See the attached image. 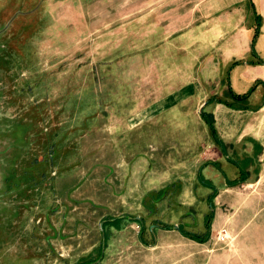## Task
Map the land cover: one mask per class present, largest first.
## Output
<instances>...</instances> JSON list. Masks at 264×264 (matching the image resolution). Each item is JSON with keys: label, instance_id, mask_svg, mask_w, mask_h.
Returning <instances> with one entry per match:
<instances>
[{"label": "rangeland", "instance_id": "1", "mask_svg": "<svg viewBox=\"0 0 264 264\" xmlns=\"http://www.w3.org/2000/svg\"><path fill=\"white\" fill-rule=\"evenodd\" d=\"M198 2L0 0V213H13L7 226L0 218V264L24 249L17 227L45 224L46 213L71 230L72 239H98L89 229L99 219L90 213L118 210L111 190V86L117 87L127 66L143 67L166 18L180 16L184 29L196 23ZM246 109L210 114L218 134L214 145L224 142L230 164L225 182L215 176L217 169L210 171L215 197L210 186L209 203L171 198L166 222H159L168 227L159 248L110 246L111 264H264V106ZM238 163L247 179L229 186V178L240 177ZM31 213L37 216L32 223ZM63 213L68 215L61 218ZM152 222L146 226L156 229ZM174 223L205 240L175 232ZM223 229L225 241L218 239ZM143 236L153 239L149 228ZM99 256L96 251L84 263Z\"/></svg>", "mask_w": 264, "mask_h": 264}, {"label": "crops", "instance_id": "2", "mask_svg": "<svg viewBox=\"0 0 264 264\" xmlns=\"http://www.w3.org/2000/svg\"><path fill=\"white\" fill-rule=\"evenodd\" d=\"M197 9V22L186 29L180 16L166 18L143 67L127 66L117 87L111 86V190L118 210L90 213L99 219L89 229L98 239H72L71 230L55 225L54 214L46 213L47 226L17 227L24 249L4 264H84L96 251L99 258L87 264H111L110 246L159 248L168 231L159 222H166L171 198L210 202V171L217 169L215 176L225 182V164L230 165L224 142L221 148L214 145L210 114L235 111L232 105L251 112L264 106V0H199ZM11 215L0 213L5 226ZM31 215L30 223L37 217ZM152 221L158 222L156 229L146 226ZM146 228L151 241L143 236ZM38 253L47 257L38 259Z\"/></svg>", "mask_w": 264, "mask_h": 264}, {"label": "trees", "instance_id": "3", "mask_svg": "<svg viewBox=\"0 0 264 264\" xmlns=\"http://www.w3.org/2000/svg\"><path fill=\"white\" fill-rule=\"evenodd\" d=\"M207 122L210 125V128L212 130V133H213L214 137L218 138V134H217V131L215 129L214 121L212 119H210ZM218 140H219V143L222 145V142L220 141V139H218ZM215 164L217 165V163H215ZM237 165H238V168L240 169V177H238L235 180H232V181L228 182L229 186L239 184V183H241V182H243V181H245L247 179L248 173H247L246 169L241 165V163H238ZM210 186L215 189L214 190V195L211 196L212 198H214L215 194L217 193L218 188H215L211 184H210ZM211 207H214V205L212 204ZM212 218H213V212L208 214L207 217H206V229H207L206 233H207V235H210V233H211V221H212ZM132 220H135V219H132ZM111 223H113V222L110 220L107 224H111ZM114 223H115V221H114ZM166 228H168V227H166ZM178 229H180L183 232V234L186 235L189 238L198 240L200 242H203L205 240L199 234H195V233H193L191 231H186L184 229V227H182L181 225L178 227ZM84 264H87V263H84Z\"/></svg>", "mask_w": 264, "mask_h": 264}, {"label": "built area", "instance_id": "4", "mask_svg": "<svg viewBox=\"0 0 264 264\" xmlns=\"http://www.w3.org/2000/svg\"><path fill=\"white\" fill-rule=\"evenodd\" d=\"M227 238H228L227 230L223 229L222 231H220L218 239H220L221 241H225Z\"/></svg>", "mask_w": 264, "mask_h": 264}, {"label": "water", "instance_id": "5", "mask_svg": "<svg viewBox=\"0 0 264 264\" xmlns=\"http://www.w3.org/2000/svg\"><path fill=\"white\" fill-rule=\"evenodd\" d=\"M174 227H175L176 229H178L179 225H174Z\"/></svg>", "mask_w": 264, "mask_h": 264}]
</instances>
